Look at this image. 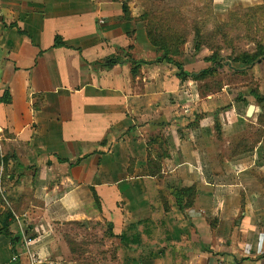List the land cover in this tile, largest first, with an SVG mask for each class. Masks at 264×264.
<instances>
[{
  "label": "crops",
  "instance_id": "crops-1",
  "mask_svg": "<svg viewBox=\"0 0 264 264\" xmlns=\"http://www.w3.org/2000/svg\"><path fill=\"white\" fill-rule=\"evenodd\" d=\"M120 10L0 0V264H264V104L133 74L155 53Z\"/></svg>",
  "mask_w": 264,
  "mask_h": 264
},
{
  "label": "rangeland",
  "instance_id": "rangeland-1",
  "mask_svg": "<svg viewBox=\"0 0 264 264\" xmlns=\"http://www.w3.org/2000/svg\"><path fill=\"white\" fill-rule=\"evenodd\" d=\"M114 1L118 2L119 9L122 3L128 7L129 19L123 17L121 10L118 19L133 21L135 29L138 26L146 38L145 24L151 18L165 28L167 33L177 34L178 39L174 44H169L171 46L170 49L168 47L167 53L180 63L182 70L188 73H200L209 66L213 67L214 72L210 75L200 77L199 74L195 79L187 77L181 80L176 75L179 70L171 64L163 63L168 67L170 75L176 79L175 83L174 80L170 83L171 87L183 91L192 90L199 96L229 94L232 100H242L245 105L264 104V100L256 102L253 96L259 88L264 93V73L260 71V61H254L249 65L234 61V58L244 52L254 53L261 47L264 52V2L253 4L248 0ZM159 31L162 32L161 30L157 32ZM153 51L156 57L161 54L159 51ZM210 56L219 58L214 63L209 59ZM257 120L264 126V117H258ZM246 126L245 133L248 135H244L248 140H254L257 135L262 136L264 128L255 136L251 135L252 126L250 124ZM239 139L236 142L240 141ZM234 142H231V146ZM5 199L7 201L6 197Z\"/></svg>",
  "mask_w": 264,
  "mask_h": 264
},
{
  "label": "trees",
  "instance_id": "trees-1",
  "mask_svg": "<svg viewBox=\"0 0 264 264\" xmlns=\"http://www.w3.org/2000/svg\"><path fill=\"white\" fill-rule=\"evenodd\" d=\"M263 2H264V0H263ZM121 11H122L123 17L125 19H129L128 7L126 4L122 3ZM164 29L165 28H163V27H161V25L157 24L153 18L149 19V22H147L145 24V32H146L148 41L150 43V46L152 45L151 47H153V50H155V52L159 51L161 54H159V57H156L157 55H155V58H152L149 60L131 59L130 61L133 65V67H132V73L133 74L136 73V69L140 63L150 64V63H157V62L167 63V64H171L172 66H174L177 70H179V72H177L176 75L181 80H185V78H187V77L195 79L199 74L201 75L200 77H202L204 75H210L214 72L212 69L213 67H210V66L206 69L201 70L200 73H188V72L182 70L180 63H178L173 58H171L167 53L168 47L170 49V46H171L169 44H174L175 40L178 39V36L174 32H171V33L168 32L167 33V31H165ZM158 30H161L162 32H160V31L157 32ZM261 48L257 52H254V53L244 52L243 54L234 58V61L240 62L241 64H244V65H247V64L249 65V64H251L257 60L263 61L264 60V52H262ZM218 58L219 57H216V56H210L209 57V59L214 63L217 62ZM6 93L7 92L5 91V95H6ZM5 95H3L0 98L1 102L6 101ZM253 96L256 98L255 99L256 102H261L264 100V96L260 95L257 91L253 93ZM157 140H158L157 137L153 138V142H157ZM157 161L158 160H153V159H149V158L147 159V167L149 168V172H150L149 174H151V175L154 174L153 168H154V165L157 163ZM5 162H6V158L3 159V163H5ZM189 192L191 193V189L190 190L189 189H182L180 194L182 195V194L187 193V195H189V197H190V196H192V193L189 194ZM172 194L176 200V203L178 204V202L180 201L181 195L179 197L178 193L173 192ZM7 201L8 202L6 203L0 197V208H1V211H0V234L8 237L10 239L11 243H13L15 237L9 231V226L14 221L13 214L19 213L20 209L18 207V204H16V201H14L10 198L7 199Z\"/></svg>",
  "mask_w": 264,
  "mask_h": 264
},
{
  "label": "water",
  "instance_id": "water-1",
  "mask_svg": "<svg viewBox=\"0 0 264 264\" xmlns=\"http://www.w3.org/2000/svg\"><path fill=\"white\" fill-rule=\"evenodd\" d=\"M253 108H254V105H253V104H249V105L247 106V109H246V116H247V117L251 116V113H252V111H253Z\"/></svg>",
  "mask_w": 264,
  "mask_h": 264
}]
</instances>
